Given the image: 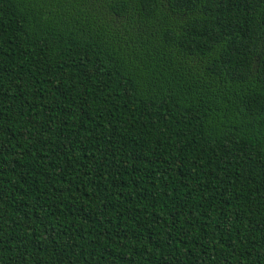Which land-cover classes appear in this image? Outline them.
<instances>
[{
    "label": "trees",
    "instance_id": "1",
    "mask_svg": "<svg viewBox=\"0 0 264 264\" xmlns=\"http://www.w3.org/2000/svg\"><path fill=\"white\" fill-rule=\"evenodd\" d=\"M0 264H264V0H0Z\"/></svg>",
    "mask_w": 264,
    "mask_h": 264
}]
</instances>
